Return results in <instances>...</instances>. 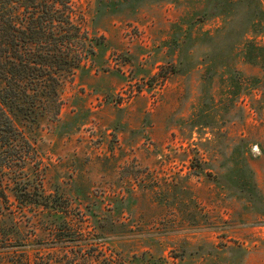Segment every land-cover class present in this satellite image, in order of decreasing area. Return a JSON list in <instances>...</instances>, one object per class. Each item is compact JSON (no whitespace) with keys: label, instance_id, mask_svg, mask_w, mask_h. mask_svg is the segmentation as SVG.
<instances>
[{"label":"rangeland","instance_id":"1","mask_svg":"<svg viewBox=\"0 0 264 264\" xmlns=\"http://www.w3.org/2000/svg\"><path fill=\"white\" fill-rule=\"evenodd\" d=\"M68 1L93 51L57 118L0 102L31 144L0 264H264V0Z\"/></svg>","mask_w":264,"mask_h":264},{"label":"trees","instance_id":"2","mask_svg":"<svg viewBox=\"0 0 264 264\" xmlns=\"http://www.w3.org/2000/svg\"><path fill=\"white\" fill-rule=\"evenodd\" d=\"M68 3V0H0V81L3 84L0 102L15 106L25 121L36 126L44 116L57 118L64 79H70L93 51L86 34L72 21ZM211 3L216 5V0L207 1L203 17L215 13L217 6ZM258 12L259 18L264 16L263 7ZM19 142L31 149V144L14 128L0 104V148L4 149L0 152V173L6 175L4 169L23 171V161L29 159V152L2 155L19 147ZM22 171L13 184L22 195H29L23 190L26 184L21 178ZM4 185L7 184L0 179V197L5 199ZM33 197L34 204L49 205L48 197L37 193Z\"/></svg>","mask_w":264,"mask_h":264}]
</instances>
